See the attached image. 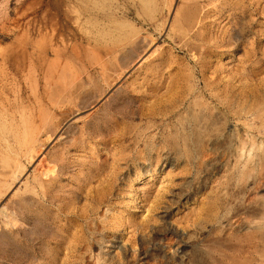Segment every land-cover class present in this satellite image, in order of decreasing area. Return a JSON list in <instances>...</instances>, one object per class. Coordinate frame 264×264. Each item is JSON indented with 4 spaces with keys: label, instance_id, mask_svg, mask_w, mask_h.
<instances>
[{
    "label": "rangeland",
    "instance_id": "374dc122",
    "mask_svg": "<svg viewBox=\"0 0 264 264\" xmlns=\"http://www.w3.org/2000/svg\"><path fill=\"white\" fill-rule=\"evenodd\" d=\"M0 264H264V0H0Z\"/></svg>",
    "mask_w": 264,
    "mask_h": 264
},
{
    "label": "bare ground",
    "instance_id": "6f19581e",
    "mask_svg": "<svg viewBox=\"0 0 264 264\" xmlns=\"http://www.w3.org/2000/svg\"><path fill=\"white\" fill-rule=\"evenodd\" d=\"M180 7H182V6H180ZM184 11V10H183ZM182 11V12H183ZM176 18V17H175ZM190 20H191V18H190ZM174 22V21H173ZM42 119H44V118H42ZM25 132H26V130H24ZM24 131H23V133H24ZM23 133H21V134H23ZM28 134V133H27ZM24 135V134H23ZM32 136H33V134H32ZM25 137V136H24ZM23 138V137H22ZM50 167V166H49ZM49 169V168H48ZM52 170V169H51ZM53 171V170H52ZM45 173V172H44Z\"/></svg>",
    "mask_w": 264,
    "mask_h": 264
}]
</instances>
